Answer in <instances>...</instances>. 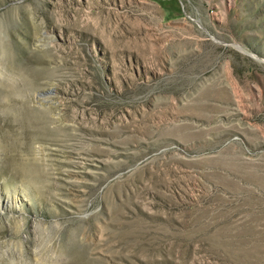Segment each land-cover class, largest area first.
<instances>
[{
    "label": "rangeland",
    "instance_id": "rangeland-1",
    "mask_svg": "<svg viewBox=\"0 0 264 264\" xmlns=\"http://www.w3.org/2000/svg\"><path fill=\"white\" fill-rule=\"evenodd\" d=\"M263 60L264 0H0V264H264Z\"/></svg>",
    "mask_w": 264,
    "mask_h": 264
},
{
    "label": "bare ground",
    "instance_id": "bare-ground-1",
    "mask_svg": "<svg viewBox=\"0 0 264 264\" xmlns=\"http://www.w3.org/2000/svg\"><path fill=\"white\" fill-rule=\"evenodd\" d=\"M197 25L203 30L204 28L200 25L199 22H197ZM211 39L215 42L214 38L211 36ZM262 61V60H261ZM264 61V60H263Z\"/></svg>",
    "mask_w": 264,
    "mask_h": 264
},
{
    "label": "water",
    "instance_id": "water-1",
    "mask_svg": "<svg viewBox=\"0 0 264 264\" xmlns=\"http://www.w3.org/2000/svg\"><path fill=\"white\" fill-rule=\"evenodd\" d=\"M203 30L209 35V33L205 29H203ZM209 37L211 38V35H209Z\"/></svg>",
    "mask_w": 264,
    "mask_h": 264
}]
</instances>
